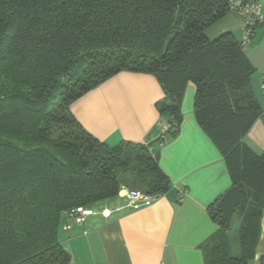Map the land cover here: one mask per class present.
I'll return each mask as SVG.
<instances>
[{"label": "trees", "instance_id": "16d2710c", "mask_svg": "<svg viewBox=\"0 0 264 264\" xmlns=\"http://www.w3.org/2000/svg\"><path fill=\"white\" fill-rule=\"evenodd\" d=\"M229 12L228 0H0V264H70L59 240L70 210L123 188L170 191L148 145L110 146L71 110L122 71L159 81L166 139L194 84L197 122L231 178L209 206L219 227L202 245L205 262L253 264L264 218V151L245 142L263 114L256 67L233 32L206 34Z\"/></svg>", "mask_w": 264, "mask_h": 264}, {"label": "crops", "instance_id": "0c3cea01", "mask_svg": "<svg viewBox=\"0 0 264 264\" xmlns=\"http://www.w3.org/2000/svg\"><path fill=\"white\" fill-rule=\"evenodd\" d=\"M262 10L264 12V0ZM244 19L230 11L206 29L231 31L243 38ZM220 34V35H221ZM216 38V37H215ZM245 51L256 67L254 92L263 114L245 142L257 153L264 151V27L256 28ZM164 96L157 78L148 73L122 71L85 93L71 105L83 127L110 146L121 141L142 143L158 155L161 169L171 181L170 191L150 205L135 209L125 191L91 204L83 222L64 216L59 240L70 253V264H206L203 244L218 225L209 206L230 186L223 154L200 127L194 109L195 86L188 83L182 103L183 120L176 136L161 140L168 114H159L155 103ZM186 191L183 201L179 192ZM264 218L253 264H264Z\"/></svg>", "mask_w": 264, "mask_h": 264}, {"label": "built area", "instance_id": "2783aa9c", "mask_svg": "<svg viewBox=\"0 0 264 264\" xmlns=\"http://www.w3.org/2000/svg\"><path fill=\"white\" fill-rule=\"evenodd\" d=\"M230 11H234L243 17V38L244 44L248 43L255 34L256 28L264 27V12L262 10V3L260 0H228ZM262 92L264 95V81H262ZM170 129V124L166 123L163 126L161 137L166 139V133ZM125 191V196L128 197L135 209H140L143 206L150 205L153 201L158 199L161 194H148L139 190H131L123 188L121 192ZM120 192V193H121ZM186 191L179 192L178 200L183 201ZM93 210L89 206H79L70 210L67 213L68 217L83 222L88 215H91Z\"/></svg>", "mask_w": 264, "mask_h": 264}, {"label": "rangeland", "instance_id": "374dc122", "mask_svg": "<svg viewBox=\"0 0 264 264\" xmlns=\"http://www.w3.org/2000/svg\"><path fill=\"white\" fill-rule=\"evenodd\" d=\"M218 21V20H217ZM217 21H215V22H213L210 26H213ZM209 26V27H210ZM221 33H214L210 38L211 39H214L215 37H218L219 35H220ZM184 97H185V93H184V96H183V99H184ZM182 103H183V100H182ZM112 146V145H111ZM131 183V182H130ZM237 249V247H235V250Z\"/></svg>", "mask_w": 264, "mask_h": 264}]
</instances>
